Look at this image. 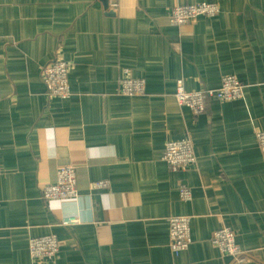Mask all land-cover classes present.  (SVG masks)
Instances as JSON below:
<instances>
[{
  "label": "crops",
  "instance_id": "obj_1",
  "mask_svg": "<svg viewBox=\"0 0 264 264\" xmlns=\"http://www.w3.org/2000/svg\"><path fill=\"white\" fill-rule=\"evenodd\" d=\"M109 1L0 0V264H233L211 242L222 226L246 264H264V150L254 136L264 131V0H117L115 10ZM203 1L219 14L169 25L171 7ZM56 59L70 64L67 100L41 80ZM126 70L145 79L143 96L118 95ZM225 76L243 86L241 99L208 101L197 117L178 106L179 79L197 92ZM180 139L197 173L162 160ZM64 163L79 193L70 228L61 201L41 197ZM182 181L190 202L179 200ZM182 216L192 243L174 257L167 218ZM48 234L57 258L33 261L29 239Z\"/></svg>",
  "mask_w": 264,
  "mask_h": 264
},
{
  "label": "built area",
  "instance_id": "obj_2",
  "mask_svg": "<svg viewBox=\"0 0 264 264\" xmlns=\"http://www.w3.org/2000/svg\"><path fill=\"white\" fill-rule=\"evenodd\" d=\"M109 6L115 10L118 7L117 0H110ZM220 12L215 2L203 1L194 3H179L170 8L168 22L170 26L182 27L195 23L198 19H212ZM70 64L61 59L49 63L41 70V80L44 83L48 96L67 100L71 90L68 81ZM118 95L121 97H140L146 89L145 79L134 78L128 70L119 73ZM180 107L186 108L193 116L204 114L208 101L232 102L243 97V86L233 76H225L219 87L214 90H197L189 92L184 89L181 79L176 82V90L173 95ZM255 141L257 146L264 150V131H256ZM1 156V153H0ZM162 160L172 173L199 171L196 156L191 143L187 139L168 141L164 145ZM54 183L44 185L41 189V197L45 201H61L62 213L60 225L64 228L78 226L79 204L78 188L76 186L77 174L71 164H61L57 168ZM1 172V171H0ZM93 189L108 187L106 182L94 183ZM179 200L190 202L192 190L190 184L182 181L178 188ZM167 236H169V251L174 257H179L192 243L190 234V218L169 217L167 218ZM212 244L224 257H230L233 264H246L249 257L237 243L235 235L227 227H219L213 232ZM60 245L56 236L43 235L29 239L27 254L35 262L53 261L57 258Z\"/></svg>",
  "mask_w": 264,
  "mask_h": 264
},
{
  "label": "water",
  "instance_id": "obj_3",
  "mask_svg": "<svg viewBox=\"0 0 264 264\" xmlns=\"http://www.w3.org/2000/svg\"><path fill=\"white\" fill-rule=\"evenodd\" d=\"M108 1H109V0H106L107 3H108ZM106 9H107V8H106ZM110 14H111V15H115L116 13H115V11H110Z\"/></svg>",
  "mask_w": 264,
  "mask_h": 264
}]
</instances>
